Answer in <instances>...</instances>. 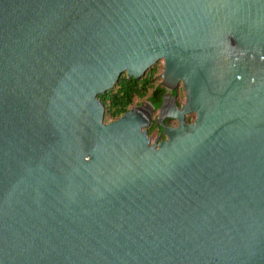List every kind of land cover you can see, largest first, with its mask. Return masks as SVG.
Returning a JSON list of instances; mask_svg holds the SVG:
<instances>
[{"label":"water","instance_id":"95a60500","mask_svg":"<svg viewBox=\"0 0 264 264\" xmlns=\"http://www.w3.org/2000/svg\"><path fill=\"white\" fill-rule=\"evenodd\" d=\"M0 264H264V0H0Z\"/></svg>","mask_w":264,"mask_h":264},{"label":"trees","instance_id":"16d2710c","mask_svg":"<svg viewBox=\"0 0 264 264\" xmlns=\"http://www.w3.org/2000/svg\"><path fill=\"white\" fill-rule=\"evenodd\" d=\"M156 64L140 79L123 74L118 83L108 89L106 92L99 94L97 98L104 106V118L110 121L119 118L129 110L133 99L137 97L140 100L146 99L156 110L160 103L164 86L161 83L154 84ZM187 122H191L190 118Z\"/></svg>","mask_w":264,"mask_h":264},{"label":"flooded vegetation","instance_id":"af4514ba","mask_svg":"<svg viewBox=\"0 0 264 264\" xmlns=\"http://www.w3.org/2000/svg\"><path fill=\"white\" fill-rule=\"evenodd\" d=\"M179 84L181 83H178V84H174L172 86L173 89L172 92L174 93L175 95V98H172L171 101L169 102V104L166 102V96H164V94L166 93V91L163 93L162 95V98H161V102H163V108H162V112H161V121H158L159 119V115L160 113L158 112L159 110V107L156 109L157 111V114L155 116L154 119L151 118L150 120V123L147 127V135L150 139V143H153V142H157L159 143L160 141H163L167 138L166 134L164 133V128L161 124L167 126V127H175L177 125V120L176 119H172L171 118V115L175 113V109H174V105L179 108L181 107L182 105H180L179 103V93H178V90L174 87H178ZM163 85V83H162ZM182 85V84H181ZM165 89V88H164ZM183 89V88H182ZM161 104V103H160ZM160 106V105H159ZM186 121L188 119V116L186 117Z\"/></svg>","mask_w":264,"mask_h":264},{"label":"rangeland","instance_id":"374dc122","mask_svg":"<svg viewBox=\"0 0 264 264\" xmlns=\"http://www.w3.org/2000/svg\"><path fill=\"white\" fill-rule=\"evenodd\" d=\"M156 66H157V71H156V73H155V78H156V79H155L154 84H158V83H161V84H162L163 79H162L161 76H159V75H161L162 72H163V66H164V64H163L162 61H159V62L156 63ZM163 86H164V85H163ZM164 88H165L166 93L168 94V95L166 96V99H167V97L175 96L174 93H173L172 90H171V89H173V88H170V87H168V86H167V87L164 86ZM174 88H176V89L178 90V93H179V95H178V96H179L178 100H179L180 105H183V104L185 103V91H184V89H182V88H183L182 85L179 84L178 87L176 86V87H174ZM143 102H147V103H149L146 99L140 100V99H138L137 97H135V98L133 99V102H132L130 108L137 107V106H141V105H142V106H145L146 104L143 103ZM130 108H129V109H130ZM150 114H151V116H152V119H154L155 116H156V114H157V111H156V110H152V111L150 112ZM185 116H186V117L188 116V119L190 118V121H193L194 118H195V114H194V113H189V114H186ZM104 121H105V122H109L110 120L104 118Z\"/></svg>","mask_w":264,"mask_h":264}]
</instances>
